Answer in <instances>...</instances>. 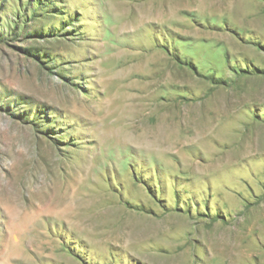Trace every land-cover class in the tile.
Returning <instances> with one entry per match:
<instances>
[{
    "label": "rangeland",
    "instance_id": "374dc122",
    "mask_svg": "<svg viewBox=\"0 0 264 264\" xmlns=\"http://www.w3.org/2000/svg\"><path fill=\"white\" fill-rule=\"evenodd\" d=\"M226 260L264 264V0H0V264Z\"/></svg>",
    "mask_w": 264,
    "mask_h": 264
},
{
    "label": "bare ground",
    "instance_id": "6f19581e",
    "mask_svg": "<svg viewBox=\"0 0 264 264\" xmlns=\"http://www.w3.org/2000/svg\"><path fill=\"white\" fill-rule=\"evenodd\" d=\"M151 96L152 95H150L149 93H147V95L144 96L145 103L142 104L140 112H139V116L142 118L140 120V130H142V132H139V133L133 132L134 133L133 135L130 134V133L128 134L130 136H134L133 138H134V142H136V144H140V143H143V142H148V143L149 142H153V143H156V144L159 142V143L164 144L165 140H166L165 138L168 135V134H166L168 132L167 125H168V123H170L169 116H168L169 115L168 110L172 109V108L174 110L175 109L174 107H176V106H173L172 104H169L171 101L170 102L166 101L168 103H165V102L163 103L162 100H161L162 103L159 104L158 106H156V108H155L156 111L159 112V111H162V110H166L167 112L166 111L162 112L164 114H161L162 115L161 118L158 119L159 122H158V125L156 123V125H157V129L156 130H158V132H160V133L155 136V131L153 130V128L149 127V125H148V127L145 128V124L148 123L147 121L152 119V118L151 119L149 118V120L145 119V117L147 116V114L145 112L147 111V107L150 105V104L147 105L146 103L149 102ZM153 102L155 103V100ZM160 107L162 108V110H160ZM154 122H156V121H154ZM157 136H158V139H157ZM82 208H83V202L77 203L76 205L72 204V203H66V204H63V205H61L59 207V214L73 217V214H75L77 211H79ZM228 260H226L227 264L229 263Z\"/></svg>",
    "mask_w": 264,
    "mask_h": 264
}]
</instances>
